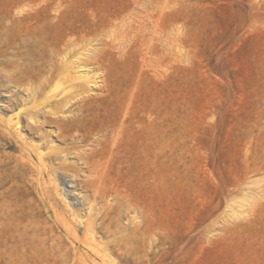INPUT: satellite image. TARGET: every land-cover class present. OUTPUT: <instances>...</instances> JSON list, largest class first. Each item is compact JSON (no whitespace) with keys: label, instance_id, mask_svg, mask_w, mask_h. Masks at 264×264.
<instances>
[{"label":"rangeland","instance_id":"rangeland-1","mask_svg":"<svg viewBox=\"0 0 264 264\" xmlns=\"http://www.w3.org/2000/svg\"><path fill=\"white\" fill-rule=\"evenodd\" d=\"M24 15L34 23L64 17L87 29L88 48L110 50L108 68L121 92L134 91L130 112L156 120L155 190L147 176L128 183L160 236L151 264H264V0H0V155L20 153L1 118L15 114L11 99L26 97L31 86L10 80L22 63L14 37L30 27L29 19H14ZM46 130L66 147L55 128ZM60 178L73 191L72 179ZM31 179L7 185L1 201L41 216L53 262V239L63 234ZM69 200L79 204L75 193ZM167 235L171 242L162 244ZM63 240L64 250L72 247Z\"/></svg>","mask_w":264,"mask_h":264},{"label":"bare ground","instance_id":"bare-ground-1","mask_svg":"<svg viewBox=\"0 0 264 264\" xmlns=\"http://www.w3.org/2000/svg\"><path fill=\"white\" fill-rule=\"evenodd\" d=\"M23 19H29L30 27L23 37H14L22 63L16 58L10 80L31 86L26 97L11 99L15 114L1 118L7 134L20 144V153L0 155V264H151L160 236L153 215L131 195L128 183L147 176L152 189L157 185L156 120L146 122L130 112L134 91L121 92L108 68L110 50L88 48L86 42L92 41L87 29L64 17L34 23L24 15L14 19L15 25ZM80 41L86 45L79 48ZM58 88L63 89L60 94L55 93ZM24 122L32 141L24 137ZM48 127L55 128L57 140L66 147L50 140ZM171 151L168 137L164 153L169 156ZM60 173L72 179L73 191L65 189ZM27 175L42 204L48 201L46 208L63 234L53 239V262L49 227L41 216L19 213L1 201L2 189ZM74 193L79 204L69 200ZM124 217L128 223H122ZM65 236L72 247L64 250ZM171 240L167 235L161 243Z\"/></svg>","mask_w":264,"mask_h":264}]
</instances>
